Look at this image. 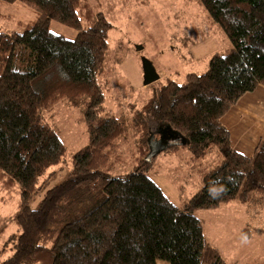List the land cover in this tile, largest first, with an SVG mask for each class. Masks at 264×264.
Here are the masks:
<instances>
[{"label": "trees", "instance_id": "obj_1", "mask_svg": "<svg viewBox=\"0 0 264 264\" xmlns=\"http://www.w3.org/2000/svg\"><path fill=\"white\" fill-rule=\"evenodd\" d=\"M0 2L37 13L21 33L0 28V189L18 194L8 218L16 240L0 264H231L206 241L195 212L234 200L264 205V138L251 157L243 156L221 123L244 94L264 87V0H198L231 47L214 53L204 72L168 80L144 102L136 126L140 157L118 176L110 171L127 125L103 112L107 18L86 0ZM51 21L72 28L75 38L52 33ZM205 34H193L192 43ZM59 101L83 108L88 143L70 157L67 177L31 208L41 178L66 156L41 114ZM148 120L177 134L193 160L214 156L198 169L200 188L181 206L149 176Z\"/></svg>", "mask_w": 264, "mask_h": 264}, {"label": "rangeland", "instance_id": "obj_2", "mask_svg": "<svg viewBox=\"0 0 264 264\" xmlns=\"http://www.w3.org/2000/svg\"><path fill=\"white\" fill-rule=\"evenodd\" d=\"M86 1L95 11L102 12L111 25L104 74L99 82L105 97L103 112L122 117L127 125L126 136L117 146L118 161L110 171V175L118 176L128 172L140 157L141 138L136 126L144 119L141 113L144 102L168 80L181 83L188 72H204L209 58L214 53H224L231 44L198 0ZM36 18L37 13L29 6L0 2V28L5 33H21ZM49 30L69 40L76 36L72 28L55 21L50 22ZM201 31L206 32L205 36L192 43L193 34L199 35ZM145 63L159 75L148 85L143 82ZM82 110L81 106L59 101L42 111L45 122L58 134L67 152L61 163L49 168L41 178L40 190L31 201V208L37 206L49 188L67 177L70 157L88 143L81 121ZM147 124L148 149L149 135L158 138L159 132L166 128L158 129L149 120ZM171 142L178 143L179 148L157 154L149 176L171 202L181 206L200 188L198 169L212 163L214 156L209 153L203 160H193L178 135ZM17 199L16 190L0 189V228H4L0 234V260L11 254L16 240L17 229L8 218L16 211ZM259 202L243 204L234 200L213 210L195 212L201 220L206 241L217 249L225 262L264 264V205L258 206ZM156 264L169 263L157 259Z\"/></svg>", "mask_w": 264, "mask_h": 264}, {"label": "crops", "instance_id": "obj_3", "mask_svg": "<svg viewBox=\"0 0 264 264\" xmlns=\"http://www.w3.org/2000/svg\"><path fill=\"white\" fill-rule=\"evenodd\" d=\"M221 123L229 132L232 149L251 157L264 138V87L244 94L222 117Z\"/></svg>", "mask_w": 264, "mask_h": 264}, {"label": "water", "instance_id": "obj_4", "mask_svg": "<svg viewBox=\"0 0 264 264\" xmlns=\"http://www.w3.org/2000/svg\"><path fill=\"white\" fill-rule=\"evenodd\" d=\"M143 78L144 85H148L156 81L159 78V75L149 63H145L143 67ZM167 130L172 132L170 128H167ZM159 135V138H155L153 134H150L148 137V153L146 155L147 161L154 158L160 152L168 149L171 145V143H168V138H166L164 134L159 133Z\"/></svg>", "mask_w": 264, "mask_h": 264}, {"label": "flooded vegetation", "instance_id": "obj_5", "mask_svg": "<svg viewBox=\"0 0 264 264\" xmlns=\"http://www.w3.org/2000/svg\"><path fill=\"white\" fill-rule=\"evenodd\" d=\"M161 134H164L166 138H168V143H172L171 141L174 139V138H177V135L173 132H170L168 131L167 129H164V130H161V132H159ZM160 136V135H159ZM158 136V138H159Z\"/></svg>", "mask_w": 264, "mask_h": 264}]
</instances>
